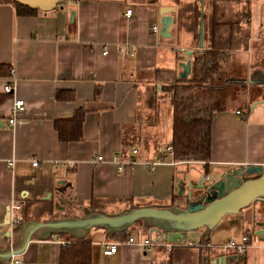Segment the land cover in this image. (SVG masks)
Listing matches in <instances>:
<instances>
[{
  "label": "crops",
  "instance_id": "1",
  "mask_svg": "<svg viewBox=\"0 0 264 264\" xmlns=\"http://www.w3.org/2000/svg\"><path fill=\"white\" fill-rule=\"evenodd\" d=\"M64 4L20 13L11 2L0 0V247L16 241L18 225L12 222V214L19 223L79 216L90 208L114 212L135 206L184 205L180 179L196 182L209 173V180L218 178L226 167L264 166V84L259 83L241 82L244 89L262 85L257 97L246 94L237 103L217 104L220 109L212 118L206 163L173 159L162 152L170 142L173 104L164 86L172 84L168 90L175 92L184 82L177 79L193 75V53L186 51L198 48L194 27L187 26L197 24L193 12L187 24L174 13L169 35L162 36L157 27L152 31L157 8L151 0H68ZM206 7L203 10L208 11ZM125 8L131 9L127 15ZM174 23L176 38L183 30L189 34L190 45H173ZM246 27V35L241 39L239 32L231 35L232 41L222 49L224 65L235 53L241 67L263 70L256 63L264 60V28L251 31ZM222 32L228 35V29ZM235 37L241 41L235 43ZM120 45L132 53L118 52ZM207 45L203 33V46ZM244 52L250 55L248 60ZM184 58H190L191 68L185 78H179L178 62ZM6 81L9 92L2 90ZM16 97L22 98L23 107L12 114ZM217 105L200 101L195 109L201 112ZM78 108L84 110L80 137L60 140L54 119L69 118ZM10 116L12 123L7 122ZM97 155L101 159L95 160ZM144 162L153 165L149 168ZM14 201L19 207L11 210ZM7 206L10 222L5 223ZM251 210L244 209L243 216L226 214L207 237L210 245L178 244L169 251H163V245L148 249L123 242L128 234L140 232L161 239L140 222L129 226L126 233L92 227L85 235L90 241V264H211L216 256L233 253L240 257L228 260L229 264H264V225L251 224ZM255 220L262 221L263 214L258 212ZM244 233L249 235V244L243 253L213 246ZM66 236H31L13 258L21 264H57ZM106 240L117 242L114 252L101 251Z\"/></svg>",
  "mask_w": 264,
  "mask_h": 264
},
{
  "label": "water",
  "instance_id": "2",
  "mask_svg": "<svg viewBox=\"0 0 264 264\" xmlns=\"http://www.w3.org/2000/svg\"><path fill=\"white\" fill-rule=\"evenodd\" d=\"M33 9L49 10L60 6L64 0H11ZM201 15L199 21V43L196 51L203 46V0H199ZM173 9L163 7L160 13L159 34L168 36V26L172 22L169 12ZM72 13V12H71ZM191 55L194 50L187 49ZM191 68L190 58L178 62L177 76L185 78ZM242 83L264 84V71L254 69L248 77H236ZM264 101V100H263ZM201 175L198 181H189L187 177L180 179V193L186 195L184 205L172 206H135L126 207L114 212L90 208L79 216H51L41 220L27 219L16 222L17 238L14 243L0 247V263L9 264L12 256L23 251L31 236L44 238L64 233L68 237L80 238L89 229L97 227L106 233L125 231L136 222L142 223L149 232H155L167 241H180L188 237L205 242L211 230L226 214L243 216L244 209L251 207V224L264 225V166L260 164H243L237 167H226L219 172L218 178L205 180ZM47 196L49 193L46 194ZM259 203L261 209L256 208ZM262 205V206H261ZM260 210V211H259ZM258 212L263 214L262 221H256ZM5 223L9 220L7 206ZM263 229L259 231L262 233ZM199 237V238H197ZM239 254L216 256L211 264H229L228 260L239 259ZM231 258V259H229Z\"/></svg>",
  "mask_w": 264,
  "mask_h": 264
},
{
  "label": "trees",
  "instance_id": "3",
  "mask_svg": "<svg viewBox=\"0 0 264 264\" xmlns=\"http://www.w3.org/2000/svg\"><path fill=\"white\" fill-rule=\"evenodd\" d=\"M7 1L11 2L20 13H30L36 10L11 0ZM207 1L211 8L208 11L203 10L202 20L208 45L206 47L203 46V49L200 51L194 50L192 55L193 75L186 80L177 79V81H184L180 83V89L185 93H189L188 91L194 88L193 86L196 84L197 87H201L202 85L204 88L208 89H212L214 86L215 88L212 90L219 92L222 91L224 87L232 84L242 85L241 81L236 77H243V75H226L222 80H218L219 75L217 77L215 76L218 70L221 69L222 49L233 39L231 35L237 36V32H239V39H241V35L245 34L240 24L242 16H240L238 20H233L232 16L229 17L224 13L223 8L217 2L218 0ZM192 12L195 14L197 20V31L195 35L198 42L199 17L201 11L198 10L197 7H194ZM245 13L246 17H248L249 10L245 11ZM226 29H228L229 36L222 32ZM1 67L0 65V68ZM201 72L202 75H198ZM226 82L228 85L225 84ZM165 87L170 89L172 84L164 86V88ZM171 94L173 104L169 145L172 147L173 159H195L206 163L211 149V122L215 111L220 109V105L216 103L215 105H217V107L210 106L208 109L198 112L193 108L196 100L192 94L181 99V101H176L174 91H172ZM83 115L84 110L78 108L69 118H55L53 126L57 132L58 138L63 141L78 139L81 135ZM122 233H126V231ZM60 234L65 235L64 233ZM66 237L67 239L62 241L63 246L59 252L57 264H90V241L88 237Z\"/></svg>",
  "mask_w": 264,
  "mask_h": 264
},
{
  "label": "rangeland",
  "instance_id": "4",
  "mask_svg": "<svg viewBox=\"0 0 264 264\" xmlns=\"http://www.w3.org/2000/svg\"><path fill=\"white\" fill-rule=\"evenodd\" d=\"M68 0H64L62 2V4H64L65 2H67ZM152 2H154V4L156 5L157 8V16H156V21H155V26L157 27V32L159 34V27H160V9L163 7H168L169 9H173L169 12V14L176 18L175 15H179V18L184 19L185 23L188 21V19L192 20V9H194V7H197L198 10H200V2L199 0H151ZM250 4H248V0H218V4L223 8L224 13H226L227 16L229 17H233V20H238L240 16H242L244 23L246 21L245 24H243L244 26L241 28H244L243 30H247L246 24H248V27L250 28V30H254L256 31L257 29L263 30L264 28V0H249ZM207 4V7L205 9L210 10L211 6L208 3L207 0H203V7H205V5ZM65 5V4H64ZM175 9H178L177 12L175 11ZM249 10V14L250 16L246 19V13L245 11ZM241 12V13H240ZM175 13V15H173ZM241 14V15H240ZM177 15V16H178ZM186 15H189V17H186ZM245 15V16H244ZM187 24V23H186ZM193 25L195 32L197 31L196 29V21H194V23H191L190 25L187 24V26H191ZM171 27L174 30L173 33V37H172V43L173 45H190V43L188 42L189 40V34L183 30H181L178 33V36L176 38L175 36V32L178 29L174 23L171 25ZM241 40H236L235 39V43L240 42ZM195 45L199 43V41H195L194 42ZM241 44V43H240ZM238 45V44H236ZM178 47V46H177ZM191 49V48H189ZM244 60H248L250 58V55H248V52H244V54H242ZM233 58H231L229 56L228 58V65L225 67V55H222V64H221V69L218 70L217 76L219 75L218 80H222L224 77H226V75L228 74H235V75H243L245 73H249L250 71H252L253 69H246V65L241 67L238 62H239V58L237 54H233L232 55ZM227 61V62H228ZM256 64H260L264 66V60L261 61L260 63H256ZM231 66V67H230ZM230 67V70H228ZM257 68H259L258 66H256ZM264 70V69H263ZM230 71V72H229ZM237 71V72H236ZM196 74V73H195ZM198 75H202V72L199 73ZM246 75V74H245ZM216 76V75H215ZM213 82V81H212ZM215 82H221V81H215ZM208 86V85H207ZM194 88H192L190 91H188L189 93H185L183 91H181L180 89H176L175 93V98L176 101H181V99H184L187 96H190L192 94V96L195 98L196 103L193 105V108L195 109L197 107V104L200 101L205 102V104H212L215 105L216 103L220 104L222 102L225 101H233L235 103L243 100V97H245V95L249 94V97H257V90L259 88V90L261 89L262 85H249L248 87H246V89L242 88L241 86H239L238 84H232L229 86H226L222 89V91H212V93L210 92V89L208 88H204V86L201 85V87H197V84L195 86H193ZM203 87V88H202ZM165 91H168L167 93H171L170 90H168V87L164 88ZM170 91V92H169ZM248 91V93L246 92ZM214 95L211 98V94ZM243 96V97H242ZM150 98V97H149ZM148 98V99H149ZM230 99V100H229ZM151 100V98L149 99ZM161 120V122L164 123V117L161 118V116L159 117V121ZM144 230V228H143ZM207 241L205 242H201V244L203 243L204 245H206Z\"/></svg>",
  "mask_w": 264,
  "mask_h": 264
},
{
  "label": "built area",
  "instance_id": "5",
  "mask_svg": "<svg viewBox=\"0 0 264 264\" xmlns=\"http://www.w3.org/2000/svg\"><path fill=\"white\" fill-rule=\"evenodd\" d=\"M130 11H131L130 8H125L124 13L127 15V14L130 13ZM152 31L156 32V26L155 25L152 26ZM117 50L120 53H128V54L132 53V49L131 48L127 50L126 48H124L123 45L118 46ZM10 80H11V78L9 79V81ZM10 89H11L10 83L8 81H6L2 85V90H3V92H9ZM11 107H12L11 108L12 114H15L16 111L21 110L22 107H23L22 98H18V97L13 98ZM236 112L239 113L240 109H237ZM13 120H14L13 117L10 116V117H8L7 122L8 123H12ZM132 151H135V149L132 148ZM162 152H164L169 157H172V147H171V145H169V143L164 145L163 148H162ZM101 157H102L101 155H97L95 160H99V159H101ZM92 161H94V160L92 159ZM6 163H7V165H10L11 161L9 160ZM31 164L35 165L36 164V160L35 159L32 160ZM144 165L148 166L149 168H151L152 165H153V162H144ZM204 178L208 180L209 173H205L204 174ZM18 207H19L18 202L14 201V202H12L10 204L11 210L12 209L13 210L17 209ZM10 217H12L11 220H12L13 223H16L18 221L16 215L12 214V216L10 215ZM248 241H249V235L247 233H244L238 238L230 237L226 242L215 244L213 246L217 247L219 249H228V250L231 249V250H233V251H235L237 253H243L248 247V244H249ZM123 242H125V243H138V244L142 245L144 248H148V249H152L153 246L163 245V248H162L163 251H169L172 248V246L178 245V244H184V245H200L201 244V242H198L195 239H189V238H185V239L180 240V241H164L163 238L160 239L159 237L152 239V238L144 235L141 232L140 233H135V235L128 234L123 239ZM116 245H117L116 241L106 240V241L103 242V246L101 248V251L103 253H105V254L112 253V252H114L116 250ZM202 245H203V243H202ZM207 245H210V244L207 243L206 246ZM11 264H21V262L18 259H14L13 256H12Z\"/></svg>",
  "mask_w": 264,
  "mask_h": 264
}]
</instances>
